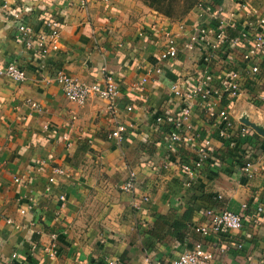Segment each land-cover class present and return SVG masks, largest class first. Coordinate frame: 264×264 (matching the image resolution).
<instances>
[{
	"label": "crops",
	"instance_id": "0c3cea01",
	"mask_svg": "<svg viewBox=\"0 0 264 264\" xmlns=\"http://www.w3.org/2000/svg\"><path fill=\"white\" fill-rule=\"evenodd\" d=\"M243 1L210 0L212 10L180 24L139 0H0V64L16 62L27 72L22 82L0 75V264H98L105 257L171 264L198 243L215 253L212 264H264V211L257 210L264 207V51L244 57L262 30L264 0ZM13 11L35 35L57 18L60 49H26ZM218 21L228 38L210 61L219 97L193 100L189 129L171 146L170 126L154 115H181L171 86L194 85L203 54L197 44L184 45L195 26L217 28ZM169 39L184 47L177 59L162 60ZM234 69L237 99L229 93ZM61 70L85 82L111 74L120 88L116 113L103 98L82 105L66 98L56 79ZM146 76L152 80L140 86ZM222 109L237 128H248L246 137L219 136ZM117 124L127 128L121 142L110 137ZM206 140L211 161L187 186L181 166L193 163ZM132 172L135 188L123 190ZM209 207L242 214L244 228L204 234Z\"/></svg>",
	"mask_w": 264,
	"mask_h": 264
},
{
	"label": "built area",
	"instance_id": "2783aa9c",
	"mask_svg": "<svg viewBox=\"0 0 264 264\" xmlns=\"http://www.w3.org/2000/svg\"><path fill=\"white\" fill-rule=\"evenodd\" d=\"M241 6L245 7L246 3L241 0ZM210 5V4H208ZM206 5V2H200L197 7L200 14H203L206 10H212L211 6ZM220 10L216 9V14ZM15 17L17 38L22 41L26 49H33L39 54H45L50 51H57L61 46V23L53 17L52 19L45 21V30L38 31L35 35L34 28L31 24L25 22L18 11L12 12ZM262 30L256 33L253 37L254 45L244 55L246 59H249L257 53L264 51V18L261 19ZM217 28L210 27L206 24H198L195 26V32L191 36V42L185 44V47L192 48L194 45H199L203 54L199 60L198 78L194 85L187 88H181L177 83H173L171 86L174 96L182 100V111L180 116L166 115L157 113L154 115L155 121L158 125L170 126L167 139L170 145L173 146L176 142H181L185 129H189L188 122L192 117V103L195 98L206 102H215L219 97V90L213 86L215 76L213 69L210 65V61L215 57L214 52L219 47V41H226L227 33L223 27V22H217ZM247 32L242 33V37L246 38ZM239 39H235L237 42ZM35 41L37 44H35ZM180 42L175 39H169L164 48L160 52V58L162 60H174L177 59L179 53L184 47ZM154 70V69H153ZM152 70V71H153ZM259 71V66L256 64L251 68V72L255 75ZM156 73H161L162 69L157 67ZM0 75L6 76L12 81L22 82L27 78L26 69L19 66L16 62L8 64H0ZM58 83L62 86V90L66 98L74 101L78 104L86 103L92 97L103 98L108 101V109L111 113L117 111V98L120 92L118 81L111 74H104L102 79L95 80L93 82H85L79 78L67 73L66 71H59L56 77ZM152 80L151 76H146L139 83L140 86L148 83ZM230 97L237 99L242 93V87L239 82V74L236 69L230 73V85H229ZM37 106L36 103H33ZM128 110H132L129 106ZM213 115L214 112H211ZM220 117L225 122V127L219 130V136L225 139H233L235 135L239 134L241 137H246L249 133L246 126L237 128L235 122L230 119L229 112L226 109H222L219 112ZM127 128L124 124H117L116 128L111 132L110 137L116 138L118 141L124 140V133ZM238 132V133H237ZM210 141L206 140L204 143L197 147L198 156L193 163L182 164V170L186 173L187 179L185 181L187 186H192L194 182L200 177L203 168L207 165V162L211 161V154L209 151ZM232 144V143H231ZM250 164L245 165L243 168L249 170ZM57 173H63L62 169H56ZM135 173H131L129 180L122 185L123 190L132 191L135 188ZM50 182H54V177H50ZM16 181H19L17 178ZM65 199V195L60 197ZM145 199H147L145 197ZM243 208H247V204L243 205ZM259 213L264 211V207L261 205L257 209ZM205 214L210 221V229L202 228L201 231L204 234L209 232L219 233L223 229L227 230H241L244 228V217L240 213L232 212L228 209L217 211L212 207L205 209ZM242 247V244L238 245ZM56 250L51 252V255H55ZM215 257V253L211 250L205 249L200 243L193 245L191 248L177 255L171 264H212ZM98 264H123L122 260L118 257H105Z\"/></svg>",
	"mask_w": 264,
	"mask_h": 264
},
{
	"label": "rangeland",
	"instance_id": "374dc122",
	"mask_svg": "<svg viewBox=\"0 0 264 264\" xmlns=\"http://www.w3.org/2000/svg\"><path fill=\"white\" fill-rule=\"evenodd\" d=\"M139 1L144 3L146 6L150 7L152 10L156 11L157 13L170 17L171 19H174V21L183 24V22L187 19L188 16H191L199 11L197 5L200 2H209L210 0H170L174 3L173 5L168 4L167 0ZM152 1L155 2V6H152L150 4L152 3ZM192 1L194 3H192Z\"/></svg>",
	"mask_w": 264,
	"mask_h": 264
},
{
	"label": "trees",
	"instance_id": "16d2710c",
	"mask_svg": "<svg viewBox=\"0 0 264 264\" xmlns=\"http://www.w3.org/2000/svg\"><path fill=\"white\" fill-rule=\"evenodd\" d=\"M168 1V4H170V5H173L174 3L172 2V1H170V0H167ZM194 1V0H193ZM192 1V3H194ZM195 1H198V0H195ZM214 1H216V2H219V0H214ZM150 3V2H149ZM165 3V2H164ZM215 3V2H214ZM214 3H212L213 5H214ZM152 6H155V2H153L152 1V3H150ZM156 6H158V5H156Z\"/></svg>",
	"mask_w": 264,
	"mask_h": 264
}]
</instances>
